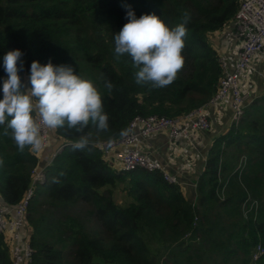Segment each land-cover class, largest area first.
Masks as SVG:
<instances>
[{
	"label": "trees",
	"instance_id": "16d2710c",
	"mask_svg": "<svg viewBox=\"0 0 264 264\" xmlns=\"http://www.w3.org/2000/svg\"><path fill=\"white\" fill-rule=\"evenodd\" d=\"M238 6L239 0H0V99L7 78L3 56L19 49L24 83L34 61L69 65L93 83L108 117L106 131L92 122L80 132L67 126L54 130L63 147L46 167L44 182L32 186L27 205L32 264H249L253 246H264V88L251 92L240 122L214 138L194 197L158 171L116 169L98 145L99 140L120 138L136 115L174 117L204 105L221 77L218 53L208 37L234 17ZM129 8L137 18L155 14L170 29L183 22L185 12L190 15L184 64L170 85L137 84L131 57L115 52L114 37L128 22ZM5 127L0 126V198L11 206L31 186L38 159L28 147L21 152L11 130L4 134ZM82 137L91 139L89 146L74 150ZM230 147L247 157L239 171L222 164ZM53 177L59 182L53 183ZM121 184L129 197L123 206L114 198ZM233 184L252 193L257 208L246 214L249 193L238 199ZM80 203L91 207L87 217L69 212ZM150 235L161 243L173 242L167 254L150 249ZM185 235L200 240V248L182 240ZM0 264H12L2 234Z\"/></svg>",
	"mask_w": 264,
	"mask_h": 264
},
{
	"label": "clouds",
	"instance_id": "9594fccd",
	"mask_svg": "<svg viewBox=\"0 0 264 264\" xmlns=\"http://www.w3.org/2000/svg\"><path fill=\"white\" fill-rule=\"evenodd\" d=\"M126 19L128 22L114 37L115 52L131 57L137 69V84H150L153 88L170 85L184 64L181 52L190 15L185 12L183 22L172 29L155 14L137 18L130 8ZM23 55L16 49L3 56L7 78L3 80L0 99V126H6L5 135L11 130V139L21 152L25 147L32 152L42 149V128L54 131L67 126L80 132L92 122L100 131L108 129L101 96L91 81L74 74L69 65H41L34 61L26 84L19 75L23 71ZM106 87L112 90L113 85L107 82ZM89 143L88 138L82 137L73 148L82 151ZM52 182L59 181L53 177Z\"/></svg>",
	"mask_w": 264,
	"mask_h": 264
},
{
	"label": "built area",
	"instance_id": "2783aa9c",
	"mask_svg": "<svg viewBox=\"0 0 264 264\" xmlns=\"http://www.w3.org/2000/svg\"><path fill=\"white\" fill-rule=\"evenodd\" d=\"M232 20L236 22L237 32L235 35L238 44L233 53L232 66H229L226 56L217 52L221 77L215 93L201 107L174 117L157 114L136 115L129 121L120 138L99 142L98 145L104 153L109 146H122V149L114 154L106 153L104 156L116 169L158 171L168 183H177L175 177L165 168V164L143 150V147L140 146V141L143 138L155 133L167 134L173 140L183 138L192 145L193 137L197 136V131H207L211 128L209 109L213 108L214 112L220 115L226 111L227 104L231 110L229 126L240 122L245 107L252 100L251 92L257 88L254 80L248 86L250 76L255 74L260 77V86L264 88V69L256 67L257 60L251 62L256 53L264 55V0H239V6ZM41 135L43 147L39 152H33L38 160L42 153L48 149L50 143L48 129L42 128ZM62 147L61 143L56 147L55 152L50 154L47 166ZM46 167L38 168L36 165L33 168L31 186L18 203L11 206L4 203L0 206V234L4 235L10 246L12 264H32L33 262L35 249L30 243L28 234L25 233L22 239L20 231L27 228L25 221L28 201L33 193L32 186L44 182ZM263 255L264 246L258 242L253 246L249 264H262Z\"/></svg>",
	"mask_w": 264,
	"mask_h": 264
},
{
	"label": "crops",
	"instance_id": "0c3cea01",
	"mask_svg": "<svg viewBox=\"0 0 264 264\" xmlns=\"http://www.w3.org/2000/svg\"><path fill=\"white\" fill-rule=\"evenodd\" d=\"M260 68L264 69V65ZM253 80L256 83L259 91L261 88L259 86L261 83V78L255 76ZM209 110L211 128L206 132H201L197 136L198 138L202 139L204 145L198 146L197 143L193 144L195 147H197L198 155L200 157H198V155L193 152L192 145H190L187 140L183 138L173 140L167 134L155 133L143 138L140 141V146L143 147V150L165 164L167 171L171 173L175 177L176 182L180 183V185L183 187L182 191L186 193L185 195L190 197H194L195 183L197 182L201 171L204 169L207 151L212 143L213 138H215L220 133H223L227 128H229L230 124L228 119L225 121H220L217 118V113L214 112L213 108H210ZM59 143V139L57 143L52 142L51 147L42 153L37 163L38 168L47 166L52 150L56 148ZM121 149L122 146H109L106 153L114 154L116 151ZM106 153L103 152V156H105ZM116 201L119 204L123 203L121 199H117ZM3 204L4 202L0 198V206Z\"/></svg>",
	"mask_w": 264,
	"mask_h": 264
},
{
	"label": "rangeland",
	"instance_id": "374dc122",
	"mask_svg": "<svg viewBox=\"0 0 264 264\" xmlns=\"http://www.w3.org/2000/svg\"><path fill=\"white\" fill-rule=\"evenodd\" d=\"M236 32H237L236 22L231 19V20L227 21L221 29L211 33L210 37H208L209 42L213 45V47L216 49V51L218 53L226 56V59H227L229 66H232V64H233V60H234V54L233 53H234V50L238 44V39L235 35ZM254 60H257V62H258L256 65L257 68H260L261 66L264 65V55H260L259 53H256L252 57L251 62H253ZM254 77H255V74H252L250 76V79L248 81V86H249V84H251L253 82ZM263 85H264V83H263ZM226 107H227V109L224 113L217 115V118L220 121H225L227 119L229 120L231 110H230V106L228 104L226 105ZM201 132H206V130L205 131H197V136ZM49 133H50V143L48 145V148L51 147L52 142L57 143L58 139L60 140L59 144H61L63 142V138H60L59 136H57L54 131L49 130ZM197 136L193 137V144L197 143L198 146H203L204 142L202 141V139L198 138ZM88 139L91 140L90 138H88ZM196 140H197V142H196ZM213 140H214V138H213ZM213 140H212V142H213ZM99 141H102V140H99ZM193 144H192L193 152L196 155H198L197 147H195ZM55 150H56V148H54L52 150L51 154H53L55 152ZM198 157H200V156L198 155ZM246 159H247V157L245 155L239 156L236 149L230 147V148L225 149V155L222 158V164L225 166H229V169L233 172L236 170L239 171L245 165ZM41 168H43V167H41ZM232 191L238 199H243L247 195V192L249 193L247 196V199L244 201V204H243V208L246 211L245 212L246 214L248 211H251V210L257 208L259 200L255 196H253V194L250 193L246 188L241 186V184H233L232 185ZM126 197H127V199H129V197L126 195V191L124 190L123 185L121 184L120 188H118V190H116L114 192V198H116L118 200H120V199L124 200ZM123 204H124V202L120 205L123 206ZM90 208L91 207L89 206V204L80 203L78 206L72 207L69 210V212L73 213L74 215H78L80 217H87V215L89 213L88 211H90ZM20 232H21V236L23 239L25 233L26 234L29 233V229L25 227ZM187 235H185L182 238V240H186V241H189L191 243H194L196 247L200 248L201 241L200 240L195 241L193 239L191 240V238L187 239V237H188ZM152 238H153L152 235H150L149 238L147 239V244L150 247V249H152V250H155V249L156 250H159V249L163 250L162 253L159 254V256H161L163 254H167V252H168L167 250H169L170 246L173 245L172 241H166L165 243H161V242L152 240ZM180 240H181V238L177 239L176 242H179ZM197 251H200V250H197ZM157 253H158V251H157ZM198 253H200V252H198ZM209 253L211 256L212 249L210 250ZM202 255H203V251H202ZM205 255L207 256V253ZM202 259H203V257H202ZM160 260H161V257L159 258V261ZM159 264H160V262H159Z\"/></svg>",
	"mask_w": 264,
	"mask_h": 264
}]
</instances>
